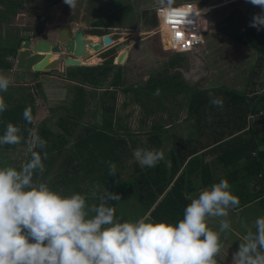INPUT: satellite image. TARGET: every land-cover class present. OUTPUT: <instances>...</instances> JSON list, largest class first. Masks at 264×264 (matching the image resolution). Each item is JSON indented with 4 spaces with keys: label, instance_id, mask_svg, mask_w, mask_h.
<instances>
[{
    "label": "trees",
    "instance_id": "1",
    "mask_svg": "<svg viewBox=\"0 0 264 264\" xmlns=\"http://www.w3.org/2000/svg\"><path fill=\"white\" fill-rule=\"evenodd\" d=\"M43 1L45 5L40 8L41 15L55 0ZM3 2L23 9L18 0H0V4ZM99 3L94 5L93 9L102 15L90 23L86 34L99 37L107 35L112 29L123 26L132 12V8L122 0H99ZM21 39L18 38L16 46L12 45L10 48L0 45V70L11 69L12 65L7 59L9 57L13 59ZM236 40L248 47L251 36L246 32ZM112 53L109 49L102 52L101 56L107 59L99 65L77 67L74 72H67V79L78 83L80 85L78 88L82 85L94 91L98 80L105 79L114 67ZM262 53L264 54V51ZM120 69L116 67L113 71L109 87L119 88L122 84ZM121 91L124 94L131 92L134 96L136 95L135 102L140 105L145 114H148L151 96L156 95L162 98L167 94L176 95L184 91V88L181 81H176V77L172 75L150 79L142 87H127L122 88ZM209 91L200 92L196 89L184 91L190 97L189 110L199 118L196 121L197 135L195 137L176 140L169 152L168 162L161 161L154 168L133 164V177L131 176V182L128 181V183H132L131 189L139 198L145 217H150L152 221L175 224L183 218V210L190 203L189 195L194 190L190 188L192 184L190 178L195 172L199 188H207L221 179H226L230 184V191L239 198L238 209L250 206L264 215V89L260 92L211 90L214 96L223 98V108L210 104ZM89 94L92 96L90 92ZM75 97L76 95L71 99ZM3 98L8 109L0 113V135H3L6 125L11 123L20 128V135L23 137L21 143L8 145L11 148L27 151L26 142L31 136L38 135L45 140L46 147L43 149V152L47 154V158L43 161L45 170L42 174L34 175V179L48 184L54 191L62 190L65 195L80 193L86 198L99 201V196L104 194L105 188L109 192H114L117 184L118 172L116 171V176H109L108 162L114 164L120 161L121 154L127 153L125 149L134 150L137 147L159 149L160 146L159 134L162 130L159 125L153 126L151 135L135 142H132L131 138H117L116 129L125 132L126 127L120 124L113 125L110 117L102 119L99 124L88 122L85 123L86 126H83L79 121L84 112V103L80 105L81 102H77V98L73 102L74 105L75 102L80 105L78 112L80 116L74 117L75 113L72 109L66 110L56 121L55 133L47 124L35 125L33 122L36 110L30 94L21 92L20 95L15 96L12 93ZM80 98L82 99V96ZM109 98H113L112 94ZM25 108L31 109V122L23 117ZM103 112H112V108L104 109ZM78 126H81L82 133L74 139L75 151L63 157L61 169L56 175L54 172L50 177L49 173L55 165V152L58 153L61 147L68 143L67 138ZM5 146L7 145H3ZM199 152L201 153L197 156ZM27 154L29 159L28 151ZM208 159L211 162L207 161ZM74 162L77 163L70 166ZM212 164L216 166L211 167ZM7 166L17 169L21 167L11 165L0 155V168ZM55 177L59 179L55 181ZM83 179L87 181L84 183ZM249 183L251 184L248 187ZM93 191L96 192L95 198L91 195ZM108 203L114 207L113 201ZM116 216L123 221L117 213Z\"/></svg>",
    "mask_w": 264,
    "mask_h": 264
},
{
    "label": "clouds",
    "instance_id": "2",
    "mask_svg": "<svg viewBox=\"0 0 264 264\" xmlns=\"http://www.w3.org/2000/svg\"><path fill=\"white\" fill-rule=\"evenodd\" d=\"M246 2L261 10L249 23L259 31L264 28V0ZM64 3L74 9L77 0ZM161 3L171 7L174 0ZM10 83L0 74V92H7ZM208 95L212 106L223 108L222 97L211 91ZM7 109L0 96V113ZM23 117L31 122L30 108H25ZM20 132L8 123L0 145L21 143ZM26 143L30 158L19 169L0 168V264H217L222 234L231 231L229 213L240 205L226 179L190 196L183 218L175 224L150 217L122 221L108 203L121 200L117 193L105 188L99 203L90 205L85 195H65L34 179L45 170L46 141L37 135ZM133 157L141 167L154 168L165 154L137 147ZM116 171V165L108 162V175L116 176ZM91 195L95 198L96 192ZM212 219L218 220V230L209 227ZM242 226L245 233L232 253V264H264V215Z\"/></svg>",
    "mask_w": 264,
    "mask_h": 264
},
{
    "label": "rangeland",
    "instance_id": "3",
    "mask_svg": "<svg viewBox=\"0 0 264 264\" xmlns=\"http://www.w3.org/2000/svg\"><path fill=\"white\" fill-rule=\"evenodd\" d=\"M21 3V6H26V10L22 11L23 15L21 16V20H12V25L9 27V30H6V32L0 31V45H5V48H10L12 45L16 46V42L18 38L26 39L30 37L32 34H37V31L39 29H43L44 24L41 19L40 15V8L45 5V1L43 0H18ZM80 1V0H79ZM78 1V2H79ZM90 4L88 6V11L86 13V16L83 18L82 21L90 25L91 22L96 20L98 17L102 15V13H98L94 11L93 5L100 4L99 0H89ZM151 0H122L123 3L128 4L132 8V12L129 16V18L126 19L124 22V25L121 26L119 29H113L111 30L110 34H113L112 41L114 42H121V40H131L132 42V49L134 50L131 55H129V58L127 59L126 63L121 65V77H122V84L119 86V88L109 87V82H111V76L113 71L116 69L117 66H114L110 73L107 74L106 78L103 80H98L97 82V88L94 91L85 90L84 86L78 88L71 89L69 92L67 91V99L64 97L60 99L61 102H55L50 103L54 104L55 111V117L52 115H49L48 117L45 116V113H43V110L38 107V113H39V121L38 119L33 120L35 124L39 123H45L50 128L53 129V132L55 133L56 127V121L58 120V116L66 112L68 109H72V111L75 113L74 117L80 116L79 112V106L83 103L84 104V112L81 116L82 119L85 122H92L97 117L101 116V119H112L115 118V124H121L122 126L126 127V135L130 136L132 139V142H135L138 139L143 140L144 135L148 134V131H152V128L155 123L160 124V126L163 125V123L158 119L159 116L161 117V120H166V117L164 114H167V112H170L171 114H167L169 116H173V118H177L179 115L180 107L184 105L182 103L184 100V95H177L174 97V99H171L169 96L171 94L164 95L162 98H158L156 95L151 96L152 99L149 102L150 106L157 105L158 103L161 107L160 110H157L155 114L148 115L145 114L142 111V108L139 104L135 103L136 95L134 96L131 92L129 93H122V88H127L131 86H144L146 85V81L150 79H155L160 76H175L176 81L179 82V80H182L181 72H185L189 67H193L194 58L190 55V53L186 54H176L169 50H164L161 47L160 44V38L159 36L152 31V34H146L147 32H150L151 30H154L155 28V21L153 22L152 26H148V28L145 27V21L142 20L143 15L139 16L138 12L142 11L144 9V6H139L142 4V2H149ZM159 2L158 5H164L161 3V0H156ZM176 2L174 3H192L194 5H206V3L211 2H217L219 0H174ZM223 1V0H222ZM29 2L31 4H29ZM226 3V2H225ZM166 4V3H165ZM92 6V8H91ZM235 3H230V5L225 7H220L218 10H214L213 12H209L205 14L201 20L205 21L206 24H213L214 25V32H207L203 34V41L204 44H202V48L199 50V54H203V59L206 61L208 67H210V63L208 62L209 58H211L212 55H205V50H213L216 48L217 52H222L224 49L223 43L221 40H217L216 38H237L241 35V32L243 28H251L249 27V23L251 21V18L246 17L249 16V11H243L244 6L237 4L236 7ZM78 5L75 7V10H78ZM140 7V8H139ZM24 8V7H23ZM206 8V7H204ZM209 8V7H208ZM11 9L12 14L16 15L17 13ZM47 10L44 11L46 13ZM47 15V21L46 23H49L50 18L49 15L52 14V10L48 11ZM81 11H79L80 13ZM10 13V11H9ZM245 13V14H244ZM246 16H244V15ZM35 24V28L30 27L31 24ZM239 25V29L238 26ZM123 28V29H122ZM47 29V28H46ZM131 29V32H127V30ZM45 31V30H44ZM43 31V32H44ZM84 33V32H83ZM144 33V34H143ZM214 33V34H212ZM130 34V35H129ZM42 36V35H41ZM39 36V38L41 37ZM131 38V39H130ZM117 42V43H118ZM106 50V49H105ZM212 51V52H213ZM101 54V53H100ZM99 54V55H100ZM103 60V59H102ZM101 62V61H100ZM77 67H68L65 69V76L67 77V72L71 73L74 72ZM20 71H16L15 73H19ZM35 74V73H32ZM17 75L10 76V80L13 81L17 79L15 77ZM36 79V78H34ZM221 79H218L215 81L217 85H219V81ZM183 81V80H182ZM80 84H83L81 81ZM226 84V82H224ZM59 87L66 86L65 84L59 83ZM230 87L233 86L232 83H229ZM235 86V83H234ZM87 87V86H86ZM17 88H22L21 86H13L12 93L15 94V96L20 95L21 92H18ZM44 88H47V86L42 87L40 96L45 97V94L43 93ZM90 88V87H88ZM30 87H27V90L29 91ZM48 90L53 93L56 97V90L55 87H48ZM89 92L92 94V96L89 94ZM65 93V92H64ZM112 94V99H108V97ZM75 98L71 99L72 97ZM82 96V99L80 98ZM182 96V98H180ZM138 97V96H137ZM155 97V98H154ZM77 98V102L80 101V105L77 104V102H74L73 100ZM80 98V99H79ZM156 99V101L154 100ZM38 102V101H37ZM48 104V105H50ZM112 108V112L105 113L103 112L104 109ZM167 111V112H165ZM38 113L36 115V118L38 116ZM78 113V114H77ZM169 118V117H168ZM92 120V121H91ZM83 126H86L84 123H82ZM152 126V127H151ZM80 133H82L81 126L76 127V130ZM148 132V133H147ZM176 133V132H175ZM177 134L172 133H166L160 135V146L158 150H162L165 154V158L167 157V152L170 149L172 137ZM137 144V143H136ZM10 147L7 145L3 147V145H0V155L3 158H6L11 165H21L23 160L22 151L16 150L19 148H13L8 150ZM129 157L127 154L123 157L124 163L131 164L132 159L130 156L133 155V150L126 149ZM59 166H55L52 171H50L49 175H51L55 172H58ZM130 173V171H128ZM128 172L123 171L122 172V178H126L128 175ZM56 178V177H55ZM59 179V178H57ZM126 186H118L116 189L119 188V191L117 194L120 195L121 199L125 201L124 204H121L120 201H115V208L117 212L121 213V215L124 217L126 215L127 217L124 218V221H135L138 219L139 215L142 214V208L139 203L137 205L134 198L131 195V183H128L127 181H123ZM251 183H249L247 186L249 187ZM126 189L125 193H122L121 188ZM250 189V188H248ZM245 208H242L239 211H235L234 213L230 212L228 219L231 221V231L227 234H222V242H223V248L220 252V254L216 257L217 264H232V253L237 249L238 244L242 242V236L245 233V229L242 226V222L244 221V214L243 212ZM123 211V212H122ZM247 212H252L250 209L247 210ZM124 214V215H123ZM257 218V216H253L252 219L250 218V222H254V220ZM209 227H211L213 230H218L219 224L218 220L212 219L209 221Z\"/></svg>",
    "mask_w": 264,
    "mask_h": 264
},
{
    "label": "crops",
    "instance_id": "4",
    "mask_svg": "<svg viewBox=\"0 0 264 264\" xmlns=\"http://www.w3.org/2000/svg\"><path fill=\"white\" fill-rule=\"evenodd\" d=\"M79 0H77V5H79ZM229 1V2H228ZM176 2V1H174ZM217 2H227L226 5H223L221 7H225L230 5V3H235V5L237 6V4L242 5L243 11H249V17L252 19L253 14H256L259 12L260 8L259 7H254L252 6L250 3L246 2V0H219ZM217 2H215L214 4H216ZM173 4H177V3H173ZM76 5V7H77ZM164 5H167L164 3ZM200 7L202 6H206V5H198ZM234 6V7H236ZM24 8L21 9L19 8H15L14 11L17 13L16 15L12 14L11 9H13L12 6L7 5L5 2H3L2 4H0V31L1 32H6V30H9V27L12 25V20H18L19 18L21 19V16L23 15L22 11H24V9L26 10V6H23ZM239 7V6H238ZM238 7H236L238 9ZM204 9V8H203ZM202 9V10H203ZM219 9V8H218ZM215 9V10H218ZM75 10V8H74ZM10 11V13H9ZM214 11V10H213ZM55 14V11L53 12ZM52 13V15H53ZM19 19V20H20ZM209 25V24H208ZM212 27H209L207 29V32H214V25L210 24ZM238 29H239V25ZM113 30V29H112ZM127 31H132L131 29L127 30ZM206 32V33H207ZM248 35L251 36V41L247 46L240 44L236 38H216L217 40H221V42L223 43V47L224 49L220 50V52L216 51V47L214 51L211 50H205L204 53L205 55H212L211 58H209L208 62L210 63V67H208L206 61L203 59V54H199V50L202 48V45L198 48V54H199V58L202 60L203 64H201L200 60H194L195 64L193 63V67H189V69H187L185 72H181V76H182V80L181 81V85H183L184 91L186 90H198L200 92L202 91H211V90H215V89H226V90H233V91H237V92H242L244 90H249V91H257L260 92L262 89H264V54L262 53L264 51V28H261L259 31H257L256 28L251 27L249 28H243L241 34L246 33ZM111 33V31L109 32ZM108 33V34H109ZM107 34V35H108ZM214 34V33H212ZM130 35V34H129ZM0 38H4V37H0ZM131 39V38H130ZM133 43V42H132ZM204 44V41H203ZM112 45V44H111ZM133 45V44H132ZM132 45H128L131 46L130 51L127 54V58L125 60V63L127 61V59L129 58V55H131V53H133V49H132ZM3 47H5V45H1ZM17 49V47H16ZM16 51V50H15ZM213 51V52H212ZM262 51V52H260ZM9 61V63L12 65V58H8L7 59ZM100 61V60H99ZM124 63V64H125ZM65 72V70H64ZM0 74L5 75L7 77H10L12 75H17L15 77H17V79L13 78L14 80L11 81L9 88L7 90V92H0V96L5 97L6 95L12 94V87L13 86H21L22 88H17L18 91L20 92H24V93H28L32 96L33 98V105L35 107L36 110V114H35V119H38L39 117V111H38V107H40L43 110V113H45V116L48 117L49 115H53L55 117V111L56 108L54 109L53 106H55L54 104H50V103H55L57 102H61L60 99H62L64 97V99H67V91L66 88L68 90V92L72 89L73 90V86L74 88L77 86H80L79 84L73 82V81H69L67 80V77L65 76L64 73H50V74H32L30 72H19V73H15V71L13 70V65L11 67L10 70L8 71H2L0 70ZM36 78V79H34ZM221 79L219 81V85H217L215 83L216 80ZM226 82V84L224 83ZM59 83L65 84L66 86L63 87H59ZM229 83H232L233 86L230 87ZM235 83V86H234ZM47 86V88H44L43 93L45 94V97H41L40 96V92L42 87ZM27 87H30L29 91L27 90ZM48 87H55L56 90V97L55 95H53L52 92H50V90H48ZM82 87V86H81ZM85 90H89V88H87L86 86H84ZM24 89V90H22ZM184 91H181L179 94L176 95H170L169 97L171 99H174V97H176L177 95H184V100H182L184 103L183 106L180 107V111H179V115L177 118H173V116H169L171 113L167 112V114H164L166 117V120H161V117L159 116V120L163 123L162 126H160V124L155 123L154 125H159L160 129L162 130L159 134V138L161 134H166V133H174L177 134L175 136L172 137V143L170 146V149L167 152V157L163 160L164 162H168V156H169V152L172 148V144L176 142V140L178 139H185V138H192L195 137L197 135L196 132V121H198V116H196L195 114H193V112H191L189 110V104H190V97L188 94H186ZM65 92V93H64ZM180 98H182V96H180ZM38 101V102H37ZM55 101V102H54ZM136 103V102H135ZM50 104V105H48ZM85 104V103H84ZM138 104V103H136ZM149 105V112L148 115H153L155 114V112L157 110H160L161 107L158 103L157 105H154L153 107ZM69 110V109H68ZM38 113V116L36 118V115ZM59 117V116H58ZM169 117V118H168ZM98 119L92 121L95 122L96 124H99L101 121V116L97 117ZM115 116L112 119L113 125H117L115 124ZM39 121V119H38ZM81 124L82 123H87L85 122L82 118L79 121ZM39 123V122H38ZM37 123V124H38ZM36 125V124H35ZM80 125V124H79ZM121 125V124H120ZM152 127V126H151ZM57 132V131H56ZM149 132V133H148ZM146 135H144V137L151 135V133L153 132V130L150 132L148 131ZM176 132V133H175ZM116 133H117V138H131L130 136L126 135V132H122L121 129H116ZM81 135L80 132L78 131H74L71 133V135H69V138H67L68 143L65 146H62L60 151L58 153L55 152V166H59V169H61L62 166V159L63 157L68 154V153H73L75 151V148L73 146V142L74 139L76 138L77 135ZM32 139V136L30 137V139L28 141H30ZM132 139V138H131ZM128 143V142H127ZM10 147V146H9ZM128 148V147H126ZM13 149V148H9L8 150ZM16 149V148H15ZM16 150H20L22 151L23 155V160L22 163H25L27 160V151L19 148ZM126 150V149H125ZM201 152L197 153L196 155H200ZM128 155V153H126ZM121 159L120 161H118L117 163H114L116 165V170L118 172V176H117V184L115 185V187L117 188L118 186H126L124 184L123 181H130L131 182V176L133 177V164H138V162L134 159L133 155L130 157L132 159L131 164L128 163H124L123 161V157L125 156V154H121ZM207 161L211 162L210 159H208ZM77 162L71 163V165H74ZM20 165V166H21ZM215 167L216 164H212L211 167ZM69 169V168H68ZM123 171H130V173L128 172V175L126 178H122V172ZM196 172L193 173V175L191 176V187L194 190L190 193L189 197L192 196L194 193L198 192L199 189V182L197 180V177L195 176ZM198 176V174H197ZM57 179L55 178V181ZM87 180H82V182H86ZM76 184V183H74ZM80 184V182H79ZM132 185V183H131ZM130 185V187H131ZM121 188V187H120ZM119 191V188L117 190V193ZM122 193H125L126 189L121 188ZM250 191V190H249ZM114 193H116V189H114ZM131 195L134 198L135 201L132 202H136L137 205H139L140 200L139 198L136 196V194L134 193V191H132L131 189ZM99 201H96L95 199L92 198H87V203L88 204H96ZM115 201H113V205L115 208ZM121 204H124L125 201H123L122 199L120 200ZM242 208H245L243 212L244 216V221L245 223L251 224L250 222V218L252 219L253 216H262L259 212L255 211L254 209H252L250 206H244ZM242 208L236 210L239 211ZM250 209L252 212H247V210ZM116 210V208H115ZM118 210V208H117ZM116 213L123 219L126 218L127 216L124 215V217L121 215V213L117 212ZM123 212V211H122ZM232 213H234L233 211H230ZM146 214L142 212L141 215H139V218H143L145 217Z\"/></svg>",
    "mask_w": 264,
    "mask_h": 264
},
{
    "label": "water",
    "instance_id": "5",
    "mask_svg": "<svg viewBox=\"0 0 264 264\" xmlns=\"http://www.w3.org/2000/svg\"><path fill=\"white\" fill-rule=\"evenodd\" d=\"M226 4L225 2H217L214 9H218ZM82 26V24L76 26L75 23L67 19L56 25L54 22L48 26L41 38L21 39L12 59L13 70L35 74L56 72L62 74L68 67H91L98 65V55L107 49L113 50L115 54L113 63L115 65H122L125 62L127 54L131 49V46H128L132 44L131 40L111 47L109 36L98 37L84 34L81 29ZM209 27L212 26L206 24L205 33ZM92 39L96 41H92ZM197 50L194 49L190 54L203 64Z\"/></svg>",
    "mask_w": 264,
    "mask_h": 264
},
{
    "label": "built area",
    "instance_id": "6",
    "mask_svg": "<svg viewBox=\"0 0 264 264\" xmlns=\"http://www.w3.org/2000/svg\"><path fill=\"white\" fill-rule=\"evenodd\" d=\"M200 8L188 2L172 4L171 7L157 5L153 8L155 28L146 34H152L154 31L159 36L164 50L176 54L190 53L203 44L205 31L201 27V18L204 15L199 14Z\"/></svg>",
    "mask_w": 264,
    "mask_h": 264
},
{
    "label": "flooded vegetation",
    "instance_id": "7",
    "mask_svg": "<svg viewBox=\"0 0 264 264\" xmlns=\"http://www.w3.org/2000/svg\"><path fill=\"white\" fill-rule=\"evenodd\" d=\"M29 1V0H28ZM31 1V0H30ZM215 2H211V3H206V6H202V7H207V6H210V5H213ZM29 4H31L30 2H29ZM89 4H90V1L89 0H80V2H79V7H78V10H74V9H71L68 5H66L65 3H64V0H55V1H53L50 5H48L46 8H45V10H47V12L46 13H44L43 12V14L40 16L41 17V19H42V22H43V24H44V27H43V29H39L38 31H37V34H32L30 37H28V38H39V36H41L42 34H43V31L48 27V26H50V25H52L54 22H55V25L57 24V23H59V22H61V21H66L67 19H68V21H70V22H73V23H75L76 24V26H79V24H82L83 26H82V30H83V32H84V34H86V31L89 29V26L90 25H88L87 23H85L84 21H82L83 19H82V17L84 18L85 16H86V13H87V11H88V6H89ZM159 4V2H157L156 0H151L150 1V3L149 2H142V4H140L139 6H144V9L142 10V11H140V12H138V14H139V16L141 15H143V18H141L142 20H144L145 21V27L146 28H148V26H152V24H153V22H154V17H153V8L155 7V6H157ZM94 6V5H93ZM91 8H92V6H91ZM140 8V7H139ZM215 8V7H214ZM214 8H212V9H210V11L209 12H213V9ZM44 10V11H45ZM49 10H52V12H54L55 11V14L53 13V15L52 14H50L49 15V18H50V21H49V23H46V21H47V15H48V11ZM215 10V9H214ZM79 11H81L80 13H79ZM208 12V13H209ZM68 15H69V17H68ZM30 27H32V28H35V24L33 23V24H31L30 25ZM42 37V36H41ZM40 37V38H41ZM109 38H113V36H110ZM128 41V39H126V41L124 40H121V42H127ZM118 42V41H117ZM114 42V41H112V39H111V47L112 46H115V45H117V44H119V43H121V42ZM198 49V48H197ZM108 50V49H107ZM109 50H112V49H109ZM193 51V50H192ZM112 52H113V50H112ZM191 55V54H190ZM111 56V55H110ZM114 57H115V54H114V52L112 53V65L113 66H117V67H120L121 68V65H115L114 63H113V59H114ZM98 58H99V60L101 61H99V64H101L105 59H107V57H102L101 56V54L100 55H98ZM103 59V60H102ZM194 60L196 61V59L194 58ZM195 61H194V64H195ZM125 63V62H124ZM123 63V64H124ZM98 64V65H99ZM122 64V65H123ZM196 65V64H195ZM68 80V79H67ZM148 81V80H147ZM146 81V82H147ZM76 83V82H75ZM78 84V83H77ZM131 87H133V88H137V87H139V86H131Z\"/></svg>",
    "mask_w": 264,
    "mask_h": 264
},
{
    "label": "bare ground",
    "instance_id": "8",
    "mask_svg": "<svg viewBox=\"0 0 264 264\" xmlns=\"http://www.w3.org/2000/svg\"><path fill=\"white\" fill-rule=\"evenodd\" d=\"M209 7V8H208ZM215 7V4L214 5H210V6H207L206 8H204V7H201L200 8V13L202 14V15H205V14H207L209 11H210V9H212V8H214ZM204 8V9H203ZM203 9V10H202ZM201 27H202V29L204 30V31H206V23H205V21H202L201 20ZM163 40L165 41V38L163 37ZM92 41H96L95 39H92Z\"/></svg>",
    "mask_w": 264,
    "mask_h": 264
}]
</instances>
